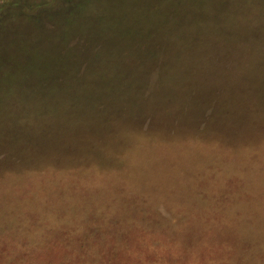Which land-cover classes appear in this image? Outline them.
Here are the masks:
<instances>
[{
    "label": "rangeland",
    "instance_id": "obj_1",
    "mask_svg": "<svg viewBox=\"0 0 264 264\" xmlns=\"http://www.w3.org/2000/svg\"><path fill=\"white\" fill-rule=\"evenodd\" d=\"M204 12L200 0H0V264H264V149L255 157L249 151L254 140L264 138L256 136L258 125L252 118L236 113L244 101L220 107L235 112L230 126L224 115L217 117L208 109L201 121L207 130L219 125L224 133L230 128L248 132L231 142L232 150L219 151L228 163L234 159L237 168L249 170L242 172L249 177L244 190L234 181L233 190H160L167 184L155 180L186 181L185 166L191 167V158L208 146L178 131L180 116L172 121L165 120V113L154 116L152 100L129 105L132 96L128 103L122 97L136 93V85L144 93L157 87L160 65L167 72L182 57L201 52V62L188 64L198 71L190 76L199 83L198 99L219 96L222 104L234 92L225 95L221 87V95L218 84L207 88L202 79L246 41L247 51L237 55L238 77L242 79L249 61L248 73L256 85L252 89L264 94V13L249 22L228 23L219 38L203 37L202 45L209 40L210 51L190 43L175 49L169 33L124 38L126 29L141 30L140 18L149 17L148 31L157 17L195 18ZM187 26L188 21L172 28ZM142 39L157 46L144 50V42L137 51ZM144 52L160 56L149 63L134 60ZM127 77L129 87L118 83ZM101 102L104 107L90 111ZM78 112H87L81 126L63 125ZM109 114L125 119V129L140 128L131 135L136 145L130 156L123 143L105 137L103 129L113 131L104 126ZM200 124L193 128L200 129ZM170 128L176 131L169 133ZM147 130L158 137L149 139ZM170 158L174 165L168 167L178 171L157 170ZM83 159L98 177L67 190L69 166L85 163ZM235 164L228 165L234 170ZM213 166L222 173L227 163ZM232 176L237 179L235 171ZM121 177L135 184H120ZM203 178L196 188L205 185ZM210 184L217 188L220 182ZM208 207H222L221 213L213 216Z\"/></svg>",
    "mask_w": 264,
    "mask_h": 264
},
{
    "label": "trees",
    "instance_id": "obj_2",
    "mask_svg": "<svg viewBox=\"0 0 264 264\" xmlns=\"http://www.w3.org/2000/svg\"><path fill=\"white\" fill-rule=\"evenodd\" d=\"M229 1V8L227 7V4L225 0H200L201 6L204 9V14L202 17H195L192 18L190 15H184V16H160L152 20L154 22V27L151 29L149 28L148 31H145L146 28L149 26L148 19L149 17H144L139 19V23L141 26V30L135 31L132 29H126L127 32H124L125 34L124 38L129 40L131 37L136 38L139 40V38L147 37L146 34L154 35L156 32L159 33H169V36L171 38V43L174 44L175 49L181 48L182 44H195V47L200 49L201 51H210L212 49L211 43L209 40H206L203 45V37L205 39L215 38V37H221L226 29V25L228 23H233L231 26L236 25L235 21H242L244 19L245 22L252 21L259 17L261 13H264V0H228ZM182 17V18H181ZM190 23V26L186 27V29H174L172 28L175 24L177 25H183L186 22ZM160 28V29H159ZM221 28V31H216V29ZM184 30V31H182ZM185 34L187 35V38H183L181 35ZM182 38V39H181ZM217 38V39H218ZM151 39V38H149ZM149 39H142L138 42V49L139 51L142 43L147 42L148 44H145V46L141 49H148L149 47H155L157 44L154 42V40L149 42ZM222 41H224L223 38H221ZM128 43V42H125ZM249 41L244 42L241 44L240 48H236L234 50L229 51V53H232L231 56L229 55V58L227 60H222L216 62V67L214 70L209 71L205 75L204 80V86L207 88H213V85L218 84V87H220L219 93L221 95H224L221 90V87H224L225 89V95L229 91L234 92L232 96L229 94L226 95L225 100L220 104V99H223L222 97L216 96L215 98L209 99V100H199V86H196L197 83L194 79L191 80L190 76L191 74H194L198 71L192 69L188 64H194L199 63L203 59L201 55V52H199L198 56L190 57L189 59H184V57H179L177 62L174 63V65L168 69V71H164L165 67L160 65L157 69V79L156 84L157 87L150 88L147 92H143V90L140 92L139 87L136 85L135 88L137 89L136 93L130 95H122L123 100L125 103H128L127 99L128 97L132 96L131 102H129V105L132 104H138L142 100L150 99L152 100V108L150 112H153L154 116L161 115L165 113V120L172 121L171 117L174 116H180V119L176 121V124L178 125V131H184L183 135H187V138L192 141L194 139L196 142H200L201 145H207L208 149H204L201 151H197V155L193 156L190 160V166L186 165L184 168L185 171V179H177L170 182H162L155 180V183H158L160 185H166L165 188L162 187L160 190H180V189H188V190H233L231 189L230 184L234 181L236 184H239V188L241 189L246 182H248V178L245 174L246 171H249L247 168H237L234 159H232L229 163V160L225 159V156L223 154H220V152H223L225 149H230L235 146V144L231 143L235 138H242L244 135L249 136L245 129V131L241 130V133L234 132L232 128L229 129V133H224L220 126H213L211 130H207L206 125L204 126L202 121V116H204L205 111L208 109L210 111L209 114H218L217 117H223L227 122V125L230 126L235 119V112H225L220 109V107H224L226 105H229L230 107L236 105L237 100L242 99L244 101V105L241 107L243 110H237L236 113L243 114L247 119L254 120L258 127L254 130L256 136H261L262 139L264 138V94L262 91L252 88L256 87L255 84L251 83V77L249 75V66L250 62L246 61V68L244 70V73L248 76H245L242 71V79L238 77L239 73L237 72L236 68L239 67V63L241 60L237 57L238 52H245L247 51L246 48H244L245 45H250ZM151 51V49H148ZM141 51V50H140ZM160 54L157 56L149 54L144 52L142 56L136 55L134 60H139L140 62H146L149 63L152 61V59L155 58L158 59ZM168 67V66H166ZM236 67V68H235ZM150 70V69H149ZM232 70V71H231ZM114 71V69H113ZM150 73L148 70L144 74L145 77L143 78V81L147 78V74ZM123 76V75H122ZM200 76V75H199ZM135 77V76H134ZM133 77V78H134ZM130 77L121 78L119 79L122 85L124 84V87L130 86L127 83V80ZM132 78V77H131ZM196 79V78H195ZM142 80V79H141ZM146 81H144L141 85V87L144 85ZM184 87L182 91H177L178 87ZM163 87V88H162ZM119 88V87H118ZM144 89V88H143ZM195 90V91H194ZM197 91V92H196ZM124 92V91H123ZM120 93V92H119ZM125 93V92H124ZM251 97L253 98L254 102H251ZM111 98V95H109L106 98L108 100ZM201 99V98H200ZM86 103L89 102V99L84 100ZM98 100V102H100ZM83 102V103H85ZM99 103V106H93L91 107L90 111L94 108L101 109V107L105 106V102ZM89 104V103H88ZM95 105V102L92 103ZM90 105V104H89ZM98 105V104H97ZM88 109V107H86ZM86 111V110H83ZM140 116L142 117L143 111L139 107ZM89 112V111H88ZM87 113V112H86ZM86 113L82 114L81 112H78L77 114L67 116V122L63 125L69 126H81L83 124V119H86ZM78 115V116H77ZM114 114H109L108 121L104 126L112 128L111 129H103L105 130V137L110 138L115 144L121 145L118 142L123 143L122 146L124 148L122 150H128L127 155H131L135 151V145L136 143L132 142L131 135L139 134L140 128L138 129H125L127 125H129L125 119H115ZM125 115V114H124ZM139 115V114H138ZM51 116H49L48 120ZM135 120L138 119V116L135 115ZM134 120V122H135ZM141 120V119H140ZM60 121V120H59ZM201 123V124H200ZM206 124V122H204ZM200 124V129L196 126L193 128V125ZM115 125H124V127L120 129H115ZM120 128V127H117ZM175 128V126H174ZM174 128H170L169 133L171 129H173V132L176 131ZM248 129V127H247ZM194 130V132H193ZM148 132V138L151 139V137H158L156 134H152L153 131L147 130ZM131 132V133H129ZM174 134H177L175 132ZM171 136V135H169ZM162 137V136H161ZM148 138H146L144 141H150ZM261 139V140H262ZM255 141V140H254ZM254 141L249 146V151H251L252 155L251 157H255L258 154L262 153V149H264V141H259L258 143L254 144ZM263 142V143H262ZM135 144V145H133ZM217 145V146H216ZM216 146V149L214 147ZM220 151V152H219ZM203 154H208L209 156H204ZM82 156V155H81ZM99 157V156H98ZM89 159V158H87ZM85 163H74L73 165H70L71 168L68 172V174H65L66 179L68 182L66 183L67 190H76L77 186L75 183L82 182H89L92 179V177H98L93 170L91 164H89L88 160L83 159ZM201 161V166H200ZM219 161H224L227 163V166L225 169H222L223 172L219 169V171L216 169L213 164ZM251 160H248L247 163H250ZM204 163V164H203ZM130 164V163H129ZM129 164L125 167L127 168ZM228 164H235L234 170L231 169V166ZM166 165V166H164ZM174 165V160L172 158L167 159L164 161V164L161 167H158L157 170H179L178 169H171L168 166ZM200 167V169H199ZM107 169V168H106ZM201 171L204 176H200L198 171ZM235 171V175H237V179L233 180L232 173ZM245 171V174L242 173ZM204 179L205 177V185L195 187L196 185L201 183V179ZM130 177H121L119 179V183H125L124 185H129L127 183L135 184V182H128L130 181ZM142 179L135 178V181H141ZM150 182H152V179H148ZM211 180L214 182H220L219 186L217 188H214L210 183ZM123 185V186H124ZM195 187V188H194ZM126 188V187H125ZM236 189V190H240ZM244 190V189H241ZM220 206V204H219ZM210 209V213L213 214V216H217L219 212L221 213L222 207H208ZM194 214H196L194 212ZM202 224L203 222H200ZM213 224V222H212ZM211 224V225H212Z\"/></svg>",
    "mask_w": 264,
    "mask_h": 264
}]
</instances>
